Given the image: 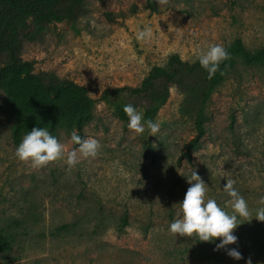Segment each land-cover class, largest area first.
I'll return each instance as SVG.
<instances>
[{"label": "rangeland", "instance_id": "374dc122", "mask_svg": "<svg viewBox=\"0 0 264 264\" xmlns=\"http://www.w3.org/2000/svg\"><path fill=\"white\" fill-rule=\"evenodd\" d=\"M89 1L77 30L57 22L53 34L26 44L22 57L36 72L88 89L93 118L82 138L97 139L98 153L72 168L64 159L43 167L21 161L10 137L13 115L0 92V229L14 238L0 264H246L249 258L264 264V221L255 219L264 206V66L236 62L211 92L205 133L190 149L196 134L178 112L175 89L156 116V133H135L119 118L115 100L103 99L105 90L138 86L171 54L194 61L210 44L226 47L236 39L251 52L264 48V0H158L160 13L133 15L130 6L144 0ZM145 26L152 39L138 41ZM70 134L57 135L65 158L77 147ZM194 170L208 186L205 199L227 212L226 179L246 200L250 215L238 217L237 241L226 246L241 259L216 250L220 238L205 245L195 234L169 232Z\"/></svg>", "mask_w": 264, "mask_h": 264}, {"label": "trees", "instance_id": "16d2710c", "mask_svg": "<svg viewBox=\"0 0 264 264\" xmlns=\"http://www.w3.org/2000/svg\"><path fill=\"white\" fill-rule=\"evenodd\" d=\"M89 8V0H0V92L13 115L10 137L14 145L18 146L34 127H45L55 136L64 130L76 131L83 137V128L92 120L94 109L88 89L50 72H36L34 62L24 59L22 54L26 44L53 34L57 22H70L77 30V21L90 13ZM141 9L149 13L161 11L158 0H144L141 7L130 6L129 13L133 15ZM104 15L114 20L112 13ZM118 15L125 17L124 12ZM225 48L229 58L220 63L211 78L198 59L185 61L178 54H171L163 65L151 67L138 86L105 90L103 99L115 100L117 114L125 122L128 121L123 112L125 104H132L144 118L156 122L170 90L175 89L180 96L178 112L196 134L188 145L190 149L205 133L211 92L224 82L236 62L240 60L249 67L264 66V48L251 52L240 39ZM125 223L126 217L121 224ZM13 241L12 234L0 229V261L12 250Z\"/></svg>", "mask_w": 264, "mask_h": 264}, {"label": "clouds", "instance_id": "9594fccd", "mask_svg": "<svg viewBox=\"0 0 264 264\" xmlns=\"http://www.w3.org/2000/svg\"><path fill=\"white\" fill-rule=\"evenodd\" d=\"M153 33L150 26L138 29L136 39L138 41H150ZM229 52L220 44H210L206 50L198 53L199 65L208 73L211 78L219 69L220 63L229 58ZM123 112L128 117V128L137 134L144 133L147 129L151 133H156L159 124L151 119L143 117V113L137 111L132 104H125ZM71 141L77 147L67 152L65 158L64 144L57 136L50 133L45 127H34L28 131L15 149V154L21 161H27L33 167H43L51 161L64 159L69 168L74 167L80 157L94 158L99 150V141L93 137H84L73 131L70 134ZM79 154V155H78ZM189 182L184 198L179 205V213L169 224V232L177 235L198 238L203 242H215L217 238L216 250L226 249L227 255L235 260L241 259V253L236 248H226L237 241L233 230L240 225L238 217H248L249 207L244 197L233 186L234 181L226 179L223 190L231 198L232 212H227L218 205L215 199H205L207 185L194 170L190 177H186ZM259 202L264 205V195L260 196ZM255 219L264 221V206L257 208ZM246 264H252L251 259L246 260Z\"/></svg>", "mask_w": 264, "mask_h": 264}]
</instances>
